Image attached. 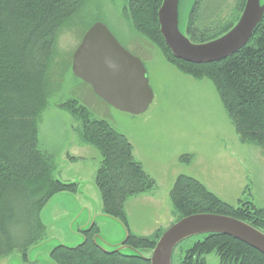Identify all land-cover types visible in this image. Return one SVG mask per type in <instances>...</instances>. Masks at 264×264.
I'll return each instance as SVG.
<instances>
[{
	"label": "trees",
	"instance_id": "1",
	"mask_svg": "<svg viewBox=\"0 0 264 264\" xmlns=\"http://www.w3.org/2000/svg\"><path fill=\"white\" fill-rule=\"evenodd\" d=\"M124 1L123 16L135 30L153 42L182 73L211 80L240 141L264 149V16L237 52L219 61L198 64L175 58L166 45L158 21L162 0ZM228 1L195 0L185 35L201 43L227 32L245 3L238 0L225 22L220 6ZM86 2L0 0V257L18 251L27 260L28 251L47 237L41 219L43 208L56 194L78 190L77 183L54 176L57 168L53 157L38 147V123L51 95L48 71L58 51L59 33ZM60 107L81 123V142L101 154L95 183L102 212L127 230L123 245L132 253L102 246L95 239L99 229L93 224L81 230L84 239L79 245H57L50 251V259L55 264H151V253L146 251L152 252L165 230L158 229L151 236L132 233L125 203L130 197L151 191L155 181L135 159L129 140L107 121L92 119L76 100ZM169 196L177 216L175 222L192 214L213 213L234 217L264 232V208L248 202L242 207L232 206L192 177L180 175ZM194 237L202 238L184 250L179 264H209L206 256L212 253L218 257V264H264V254L231 236L210 233Z\"/></svg>",
	"mask_w": 264,
	"mask_h": 264
},
{
	"label": "rangeland",
	"instance_id": "2",
	"mask_svg": "<svg viewBox=\"0 0 264 264\" xmlns=\"http://www.w3.org/2000/svg\"><path fill=\"white\" fill-rule=\"evenodd\" d=\"M193 1L181 0L183 24ZM237 2L229 0L220 6L225 22ZM124 5V0H87L81 12L59 33L58 51L48 71L51 95L38 123V147L53 157L57 168L54 176L60 181L77 182L79 192L59 193L49 200L43 213L47 237L28 251L27 260L15 251L1 256L0 264H55L49 257L50 251L60 244L79 245L84 238L77 233V225L89 213L96 218L92 222L99 228V239L105 248L112 247L102 238L116 239L118 235L120 224L103 214L95 183L101 154L94 146L81 142V123L60 107L71 100L83 105L92 119L105 120L123 134L133 146L135 159L155 181L151 191L130 197L125 203L129 229L135 235L151 236L175 222L177 216L169 194L180 175L198 180L232 206L242 207V203L248 202L264 208V149L240 141L212 81L179 71L124 18ZM97 21L106 25L118 42L143 62L153 92V100L145 112L131 114L112 107L88 83L74 76L72 54L86 26ZM84 198L87 202L83 205ZM68 225H73V232L67 229ZM200 238L179 245L173 254V264H179L184 250ZM121 250L132 253L128 247ZM206 261L218 264V257L212 253L206 256Z\"/></svg>",
	"mask_w": 264,
	"mask_h": 264
},
{
	"label": "water",
	"instance_id": "3",
	"mask_svg": "<svg viewBox=\"0 0 264 264\" xmlns=\"http://www.w3.org/2000/svg\"><path fill=\"white\" fill-rule=\"evenodd\" d=\"M180 5L181 0H162L158 10L160 32L175 58L198 64L219 61L237 52L249 41L264 16V2L246 0L237 22L227 32L196 43L184 33L186 23L182 22ZM71 67L74 76L88 83L97 96L118 110L141 114L153 100L143 62L125 49L102 22H94L85 31L72 54ZM124 230V239L112 248L127 247L123 245L127 238ZM210 233L231 236L264 254V232L234 217L197 213L169 226L148 259L151 264H172L174 249L180 242Z\"/></svg>",
	"mask_w": 264,
	"mask_h": 264
},
{
	"label": "crops",
	"instance_id": "4",
	"mask_svg": "<svg viewBox=\"0 0 264 264\" xmlns=\"http://www.w3.org/2000/svg\"><path fill=\"white\" fill-rule=\"evenodd\" d=\"M86 202H87V199L86 198H84V201L82 202V204L84 205V204H86ZM47 205V204H46ZM46 207V206H45ZM43 208V210L41 211V219H42V221H43V223L45 224V226H46V230H48L47 228H48V225H47V223H46V221L44 220V218H43V213L46 211V208ZM77 210V209H76ZM96 219V218H95ZM95 219H94V217H93V215H92V213H89L88 214V216L86 217V218H82V223H84V224H82L81 223V225L79 224V225H77V226H80L79 228V230H85V229H87L94 221H95ZM92 220H93V222H92ZM115 221H117V220H115ZM119 224H120V230H119V232H118V235H117V237H116V239H111L110 237L108 238V239H104V238H102L103 240H104V242L108 245V246H115L116 244H119V242H121L123 239H124V237H125V230H124V228H123V226L121 225V223L120 222H118ZM72 228H73V225L72 226H70L69 227V225L67 226V229L71 232L72 231ZM73 232V231H72ZM75 233V232H74ZM77 233H79L80 235H82V233H81V231H79L78 232V227H77ZM99 233H100V231H99ZM99 233H98V235H99ZM101 234V233H100ZM77 242H80V239L79 240H77ZM97 242H99L100 244L102 243L101 241H100V239L99 238H97ZM103 244V243H102ZM103 246V245H102ZM105 247V246H104Z\"/></svg>",
	"mask_w": 264,
	"mask_h": 264
},
{
	"label": "flooded vegetation",
	"instance_id": "5",
	"mask_svg": "<svg viewBox=\"0 0 264 264\" xmlns=\"http://www.w3.org/2000/svg\"><path fill=\"white\" fill-rule=\"evenodd\" d=\"M245 1H246V0H245ZM194 2H195V0L193 1V4H194ZM193 4H192V7H193ZM244 4H245V3H244ZM192 7H191V9H192ZM191 9H190V10H191ZM185 26H186V24H185ZM74 183H77V182H74ZM78 192H79V191L77 190V192H75V193H78ZM93 224H94V223H92V225H93ZM92 225H91V226H92ZM94 225H96V224H94ZM91 226H89V227H91ZM79 227H80V226H78V232L81 231V230H79V229H80ZM89 227H88V228H89ZM98 229H99V228H98Z\"/></svg>",
	"mask_w": 264,
	"mask_h": 264
}]
</instances>
